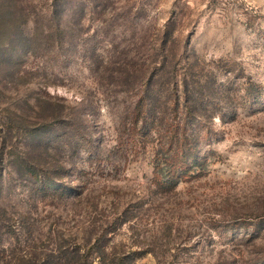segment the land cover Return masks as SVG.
<instances>
[{
  "label": "rangeland",
  "instance_id": "374dc122",
  "mask_svg": "<svg viewBox=\"0 0 264 264\" xmlns=\"http://www.w3.org/2000/svg\"><path fill=\"white\" fill-rule=\"evenodd\" d=\"M0 154V264H264V0H0Z\"/></svg>",
  "mask_w": 264,
  "mask_h": 264
},
{
  "label": "trees",
  "instance_id": "16d2710c",
  "mask_svg": "<svg viewBox=\"0 0 264 264\" xmlns=\"http://www.w3.org/2000/svg\"><path fill=\"white\" fill-rule=\"evenodd\" d=\"M139 111L137 113V117L135 118V127H137L138 122L141 118V114ZM177 133V132H176ZM179 134V133H178ZM178 134H176V152L164 157L160 162L157 163L158 168L156 169V180L158 181L157 184L162 187V188H169L171 185H174V180L176 179V177H178V171L179 169H182L184 173V171H186L187 167L189 166V160H188V156L186 155V149H185V145L187 144V138L185 137V135L183 134L182 137L181 135L178 136ZM40 141L43 142V139H39ZM37 143V144H39ZM40 146H37V148ZM191 156H197L194 154H191ZM1 159H3V155L0 154V162ZM28 176L31 177H36V178H41L40 176H42L41 174L44 175V179L45 177H49V173L46 170V168L44 169V167H42L41 169H38L37 166L35 167L34 165L32 166V168L27 169ZM0 173H1V168H0ZM41 173V174H39ZM180 175V174H179ZM41 182H44V180L41 178L40 179ZM47 188H51L53 185H46V183H44V187H37L39 190L45 189ZM60 188H58L59 190ZM3 191V183L1 181L0 178V195ZM64 192L62 191L61 194H63ZM32 257V256H31ZM26 258L24 255H19L16 260L18 262H20V264H30L32 263V258ZM54 258H49L48 256L46 257L45 261L42 264H56ZM80 263V262H79ZM84 263V262H83ZM74 264V263H71Z\"/></svg>",
  "mask_w": 264,
  "mask_h": 264
}]
</instances>
